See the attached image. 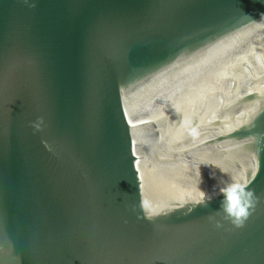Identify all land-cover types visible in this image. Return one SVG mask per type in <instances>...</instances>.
Returning <instances> with one entry per match:
<instances>
[{"label": "water", "instance_id": "water-1", "mask_svg": "<svg viewBox=\"0 0 264 264\" xmlns=\"http://www.w3.org/2000/svg\"><path fill=\"white\" fill-rule=\"evenodd\" d=\"M0 264H264V0H0Z\"/></svg>", "mask_w": 264, "mask_h": 264}, {"label": "clouds", "instance_id": "clouds-1", "mask_svg": "<svg viewBox=\"0 0 264 264\" xmlns=\"http://www.w3.org/2000/svg\"><path fill=\"white\" fill-rule=\"evenodd\" d=\"M220 191L222 200L215 214H210V221L217 228L222 226L223 221H227L234 228L242 227L254 210L259 197L248 187L247 182L239 177L224 182ZM200 203L202 207H206L207 199L202 198ZM216 216H219V219H216Z\"/></svg>", "mask_w": 264, "mask_h": 264}]
</instances>
